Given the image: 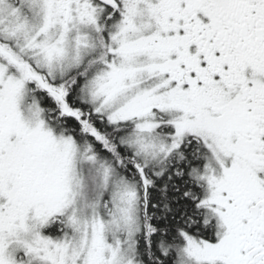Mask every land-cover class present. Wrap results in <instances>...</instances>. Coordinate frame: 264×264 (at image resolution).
<instances>
[{
	"label": "snow or ice",
	"instance_id": "1",
	"mask_svg": "<svg viewBox=\"0 0 264 264\" xmlns=\"http://www.w3.org/2000/svg\"><path fill=\"white\" fill-rule=\"evenodd\" d=\"M0 264H264V0H0Z\"/></svg>",
	"mask_w": 264,
	"mask_h": 264
}]
</instances>
